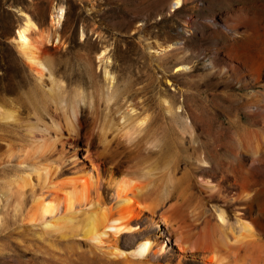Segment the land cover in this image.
Masks as SVG:
<instances>
[{"label": "rangeland", "instance_id": "obj_1", "mask_svg": "<svg viewBox=\"0 0 264 264\" xmlns=\"http://www.w3.org/2000/svg\"><path fill=\"white\" fill-rule=\"evenodd\" d=\"M241 1L193 0L171 13L169 0H0V111L14 116L2 120L0 115V264H109L108 257L88 244H76L30 226L24 220L29 188L19 197L21 202L15 194L12 181L29 172L37 161L57 162L49 152L43 151L41 159V153L27 150L47 142L59 129L66 130L69 122L75 129L65 134L68 145L64 152L81 155L87 148L109 194L106 183L120 177V160L126 161L130 171L148 173L157 189L174 191L183 185L186 156L234 145V139L248 128L246 117L236 111V85L226 88L225 78L205 67L206 59L224 52L220 41L206 35L210 30L206 19L225 15L230 5ZM57 3L64 5L66 14L57 30L60 41L55 43L49 34L53 33L49 16ZM22 13L29 14L39 28L36 38L41 32V38L51 35L42 77L19 56L13 43ZM188 20L194 27L187 26ZM144 23L146 29L138 31ZM182 29L188 33L181 38V50L160 57L145 49L146 43L166 46L179 40L176 31ZM104 51L112 77L109 91L98 59ZM189 55L196 67L192 76L173 82V66L183 64ZM190 85L193 96L185 97L184 102L189 112L192 109L195 142L179 121L165 117L162 104L164 99L182 101L177 91ZM75 106L76 119L72 115ZM235 115H241L240 125L228 128ZM19 161L23 163L19 165ZM31 179L36 182L34 174ZM141 221L154 226L159 218L145 214ZM166 254L183 262H199L192 253H180L176 247Z\"/></svg>", "mask_w": 264, "mask_h": 264}, {"label": "bare ground", "instance_id": "obj_2", "mask_svg": "<svg viewBox=\"0 0 264 264\" xmlns=\"http://www.w3.org/2000/svg\"><path fill=\"white\" fill-rule=\"evenodd\" d=\"M192 1L169 0L167 5L175 13ZM225 12L206 19L210 29L206 35L220 41L224 52L206 59L205 67L210 73L223 76L226 88L236 85V111H242L248 128L234 139V145L224 144L212 147L209 153L201 150L186 156L183 185L174 191L157 189L148 173L130 171L126 161L120 160V177L106 183L109 194L99 177L97 161L87 148L81 155L64 152L68 145L65 134L69 135L74 127L69 122L66 130L59 129L47 142L27 150L41 153V159L49 152L56 156V164L37 161L29 172L12 181L18 198L29 188L24 220L30 226L47 235L57 234L76 244H88L98 254L108 257L109 264H264V0H242ZM65 14L63 4L52 7L49 17L53 33L49 34L55 43ZM187 26L194 27V23L188 20ZM146 27L144 23L138 31L143 32ZM38 31L31 16L22 13L13 43L19 56L42 77L50 54L47 45L51 35L44 38V34L41 38V32L40 38H36ZM187 33L186 29L176 31L179 40L166 46L156 41L146 43L145 49L153 51L155 56L181 50L184 47L181 38ZM200 35L205 36V32ZM104 53L97 55L109 91L112 77L108 72L109 57L105 58ZM192 58L186 57L183 64L173 66V82L192 76L196 68ZM177 94L183 97L182 101H162L168 116L165 117L179 121L193 141L192 109L189 112L184 102L185 97L193 96V88L190 85L179 89ZM77 114L75 106L74 119ZM0 115L2 120L14 118L10 112L0 111ZM144 122L145 119L141 120L138 127ZM240 123L241 115H238L228 123V128H236ZM212 157L216 158L213 162ZM145 214L156 216L159 221L147 226L141 221ZM172 247L180 253H192L199 262L167 258L166 252Z\"/></svg>", "mask_w": 264, "mask_h": 264}]
</instances>
